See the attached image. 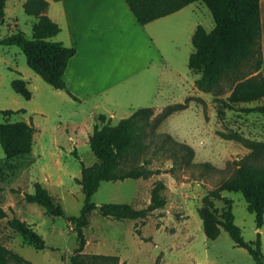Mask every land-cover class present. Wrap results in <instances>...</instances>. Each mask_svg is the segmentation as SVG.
<instances>
[{"label": "rangeland", "instance_id": "obj_1", "mask_svg": "<svg viewBox=\"0 0 264 264\" xmlns=\"http://www.w3.org/2000/svg\"><path fill=\"white\" fill-rule=\"evenodd\" d=\"M23 1L6 0L0 37L16 30L31 36L35 19L24 13ZM192 24L207 31L214 27L211 14L202 3H191L153 31L154 37L159 35L169 43V67L152 66L136 76L144 77L143 80L125 84L124 90L85 101L74 100L64 90L45 83L27 66L19 47L0 45V111H24L8 116L0 113V123L25 121L35 128L30 154L6 159L0 146V208L7 214L0 219L1 244L28 264H69L68 258L77 246L73 227L64 217L47 215L41 206L26 202L24 193H32L33 184L39 182L60 203L66 215L78 216L83 194L76 178L80 177L81 163L90 167L96 161L87 135L99 124L98 115L110 117L114 125L138 107H152L158 113L164 106L192 96L202 101H190L187 108L167 117L157 132L168 133L190 145L194 150L193 162H208L216 171L204 177L191 175L188 169L171 174L165 172L171 161L155 158L151 167H159L162 170L159 174L145 179L101 182L91 199L97 208L104 203L145 207L158 180L165 185L162 194L166 203L136 220L104 218L97 208L92 210L83 229L82 253L115 255L118 264H257L245 249L234 245L223 229L215 239H208L197 210L201 197L231 173L232 166L228 163L249 151L242 140L264 141V114L242 111L246 106L264 103V99L225 108L213 100L211 93L194 87L198 74L187 65L193 50ZM14 79L26 82L29 99L12 89ZM222 195L232 201L234 223L243 239L254 241L260 233L264 255V222L257 228L254 215L247 211L239 192H222ZM221 204L216 203L218 207ZM12 217L31 225L44 240L45 249L35 250L10 229L6 219ZM8 264L25 263L11 260Z\"/></svg>", "mask_w": 264, "mask_h": 264}, {"label": "trees", "instance_id": "obj_2", "mask_svg": "<svg viewBox=\"0 0 264 264\" xmlns=\"http://www.w3.org/2000/svg\"><path fill=\"white\" fill-rule=\"evenodd\" d=\"M124 1L141 26L175 13L193 2L202 3L211 14L214 27L206 31L204 27L197 25L191 36L193 50L187 65L189 70L198 74L194 87L201 92L211 93L213 100L220 102L225 108L264 99L260 0ZM5 4L6 0H0V25L4 22ZM22 8L26 15L35 19L31 25V36L27 37L23 31L16 30L0 37V45L19 47L25 55L27 66L45 83L54 89L64 90L72 99L79 101L67 90L63 78L67 62L75 54V49L53 40L60 28L46 14L48 2L25 0ZM11 87L25 99L30 98L23 79H14ZM192 100L202 101L200 98L187 96L183 102L168 104L158 113L152 107H139L114 125L104 115H98L99 124H95L88 135V144L96 161L90 167L81 163L80 177L76 178L83 194V204L78 216L66 215L60 203L39 182L33 184L32 193H24L26 202L41 206L47 215L64 217L73 227L77 246L68 258L69 264L119 263V258L115 255L86 256L82 253L85 245L83 229L88 224L89 213L97 208L91 199L101 182L145 179L159 174L162 172L159 167H151L155 158L171 161V166L165 171L171 174L176 170L188 169L191 175L204 177L216 171L208 162H193L194 150L190 145L174 139L168 133L157 132L158 126L167 117L187 108ZM242 111L247 114H264V103L246 106ZM20 112L24 111H0L6 116ZM34 132V126L25 121L0 123V146L6 159L30 154ZM242 141L249 151L228 163L232 166L231 173L201 197L197 214L208 239H215L223 229L235 246L245 249L257 264H264L260 233L256 234L254 241L246 242L240 228L234 223L232 201L222 195V192H239L247 211L254 215L257 228L262 226L264 141ZM164 189V183L156 181L150 190L148 204L142 208H135L128 203H104L97 209L104 218L118 221L142 219L164 207ZM217 202L222 203L220 207L216 205ZM6 217L7 214L0 208V219ZM6 224L35 250L45 249L42 237L24 220L18 217L7 218ZM11 260L29 263L0 243V264H8Z\"/></svg>", "mask_w": 264, "mask_h": 264}, {"label": "crops", "instance_id": "obj_3", "mask_svg": "<svg viewBox=\"0 0 264 264\" xmlns=\"http://www.w3.org/2000/svg\"><path fill=\"white\" fill-rule=\"evenodd\" d=\"M46 1L47 16L60 28L53 40L75 49L63 78L67 90L80 101L124 90L125 84L143 80L136 76L152 66L169 67V43L154 37L153 31L190 5L141 26L124 0ZM259 10L264 75V0L259 1ZM196 26L191 25L192 34Z\"/></svg>", "mask_w": 264, "mask_h": 264}]
</instances>
